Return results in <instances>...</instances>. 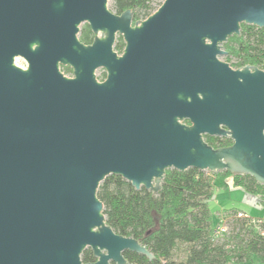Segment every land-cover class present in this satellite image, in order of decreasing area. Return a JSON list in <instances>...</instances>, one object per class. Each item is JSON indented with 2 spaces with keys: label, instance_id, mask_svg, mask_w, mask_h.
Returning <instances> with one entry per match:
<instances>
[{
  "label": "water",
  "instance_id": "obj_1",
  "mask_svg": "<svg viewBox=\"0 0 264 264\" xmlns=\"http://www.w3.org/2000/svg\"><path fill=\"white\" fill-rule=\"evenodd\" d=\"M109 1L0 0V264L152 260L106 223L97 191L109 175L153 194L169 169L264 185V70L220 59L241 24L264 29V0H164L135 23Z\"/></svg>",
  "mask_w": 264,
  "mask_h": 264
},
{
  "label": "trees",
  "instance_id": "obj_2",
  "mask_svg": "<svg viewBox=\"0 0 264 264\" xmlns=\"http://www.w3.org/2000/svg\"><path fill=\"white\" fill-rule=\"evenodd\" d=\"M113 13L133 12V23L145 20L157 9L151 0H111ZM80 41L88 45L93 35L87 24L79 32ZM123 40L118 36L114 50L121 53ZM225 62L235 59L234 68L246 65L264 70V29L241 24L240 35L223 44ZM62 72L71 68L61 67ZM188 124V122H185ZM204 141L213 148L228 147L229 138L210 137ZM231 177L236 186L260 198L264 215V185L249 175L232 176L228 171L209 173L193 168L184 172L166 170L158 194L141 188L135 190L119 176L109 175L99 185L97 197L103 203L106 223L115 233L136 239L153 254L124 252L127 264H264V221L253 223L233 219L235 226L223 243L213 241V217L209 201L213 196L212 175ZM234 213V212H233ZM232 221V222H233ZM178 252L182 257L176 259ZM83 263L95 262L90 249L81 254Z\"/></svg>",
  "mask_w": 264,
  "mask_h": 264
},
{
  "label": "crops",
  "instance_id": "obj_3",
  "mask_svg": "<svg viewBox=\"0 0 264 264\" xmlns=\"http://www.w3.org/2000/svg\"><path fill=\"white\" fill-rule=\"evenodd\" d=\"M212 177L214 181L213 196L211 199L214 202L213 210H211L212 217L215 215L221 219L224 216L242 211L252 219L264 221V215L261 212L260 206L261 202L258 196L249 194L241 187L236 186L231 177H223L220 174L212 175ZM234 193L239 195L238 198ZM237 199H240V203L243 205L240 208L234 207ZM250 210L256 211L257 216H252Z\"/></svg>",
  "mask_w": 264,
  "mask_h": 264
},
{
  "label": "rangeland",
  "instance_id": "obj_4",
  "mask_svg": "<svg viewBox=\"0 0 264 264\" xmlns=\"http://www.w3.org/2000/svg\"><path fill=\"white\" fill-rule=\"evenodd\" d=\"M163 1L164 0H151V6L153 7V9H158L159 7H160V5L163 3ZM108 9L111 11V12H114L113 11V9H112V2H111V0L108 2ZM83 25V24H82ZM82 25L80 26V30H81V28H82ZM79 36V35H78ZM118 42V37H116V40H115V44ZM115 44H114V46H115ZM113 50H114V47H113ZM115 51V50H114ZM118 55H120L121 53H119V52H117V51H115ZM220 59L222 60V61H225V56H223V57H220ZM236 62V60L235 59H230V61H229V64H234ZM15 64L17 65V66H19V67H21V68H25L26 67V64H25V62L21 59V58H17L16 60H15ZM62 72V71H61ZM63 74H64V76H66V77H72V70L68 73V72H66V71H64V72H62ZM95 76H96V78H97V80L98 81H103L104 79H105V77H106V74H105V72H104V70L103 69H98V70H96V72H95ZM218 173V172H217ZM236 196H237V198H238V194H236V193H234ZM234 195V196H235ZM213 204H214V202L211 200V201H209V208H210V211L211 210H213ZM235 206L234 207H236V208H240V207H242L243 205L240 203V199H237L236 201H235ZM251 211V213H252V216H257V212L256 211H254V210H250ZM212 212V211H211ZM233 221V220H232ZM230 222V224H229V231H228V234L227 235H225V236H223V237H219V238H213L212 237V233H213V230H212V232H211V237H212V239H213V241H215V242H217V243H223L224 242V240H226L227 238H228V236L232 233V231H233V228H234V226H235V223H234V221L233 222ZM220 222V219H219V217H216L215 215L213 216V229L215 228V226L218 224ZM181 253L182 252H178L177 254V256H176V259H178V258H180V257H182V255H181Z\"/></svg>",
  "mask_w": 264,
  "mask_h": 264
},
{
  "label": "built area",
  "instance_id": "obj_5",
  "mask_svg": "<svg viewBox=\"0 0 264 264\" xmlns=\"http://www.w3.org/2000/svg\"><path fill=\"white\" fill-rule=\"evenodd\" d=\"M233 219H246L253 223H258L260 220L250 218L246 213L242 211L235 212L234 214L224 216L220 219V222L213 229L212 237L219 238L228 234L229 224Z\"/></svg>",
  "mask_w": 264,
  "mask_h": 264
},
{
  "label": "flooded vegetation",
  "instance_id": "obj_6",
  "mask_svg": "<svg viewBox=\"0 0 264 264\" xmlns=\"http://www.w3.org/2000/svg\"><path fill=\"white\" fill-rule=\"evenodd\" d=\"M230 67L232 68V69H239V68H242V67H239V68H234V67H232L231 65H230ZM218 138H226V137H218ZM231 140V139H230Z\"/></svg>",
  "mask_w": 264,
  "mask_h": 264
}]
</instances>
